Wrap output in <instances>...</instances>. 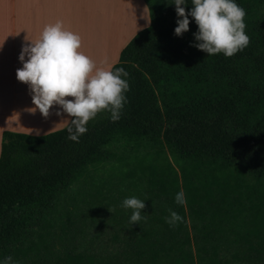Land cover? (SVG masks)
<instances>
[{
    "label": "trees",
    "instance_id": "1",
    "mask_svg": "<svg viewBox=\"0 0 264 264\" xmlns=\"http://www.w3.org/2000/svg\"><path fill=\"white\" fill-rule=\"evenodd\" d=\"M144 1L148 24L110 66L124 68L130 86L118 120L107 111L98 113L78 142L68 138L71 117L65 126L41 135L1 132L0 247L13 242L31 214L41 212L51 195L115 141L132 147L165 145L181 161L203 157L215 163L214 174L236 166L252 180L264 178V0H235L246 10L250 43L232 57L207 55L193 46L198 28L191 16L189 30L176 36L174 0ZM184 7L190 11L191 0ZM217 180L201 202L185 189L188 214L175 203V187L168 201L149 197L150 213L135 224V236L142 237V229L150 234L120 264H252L251 257L259 258L264 253V194L234 204L226 175ZM213 197L221 202L210 208ZM169 209L183 222L170 226ZM189 226L196 230L193 237Z\"/></svg>",
    "mask_w": 264,
    "mask_h": 264
},
{
    "label": "rangeland",
    "instance_id": "2",
    "mask_svg": "<svg viewBox=\"0 0 264 264\" xmlns=\"http://www.w3.org/2000/svg\"><path fill=\"white\" fill-rule=\"evenodd\" d=\"M197 158L181 161L165 145L132 147L115 141L65 188L51 195L41 212L27 218L19 236L0 247V264L8 256L18 264H120V258H130L138 251L139 239L150 234L142 229V237L135 236L138 230L130 224L134 210L123 207L125 198L145 200L144 218L139 221L144 222L150 213L149 197L151 202L158 201L156 197L168 201L175 187L178 192L188 190L201 202L200 196L223 175L234 204L254 202L264 194V178L252 180L236 166L214 174L215 163ZM210 202L214 208L221 200L214 202L213 197ZM182 207L188 214L187 205ZM188 232L191 237L196 235L191 226ZM192 249L196 253L194 246ZM249 253L257 254L250 249ZM263 259L264 253L250 261L263 264Z\"/></svg>",
    "mask_w": 264,
    "mask_h": 264
},
{
    "label": "clouds",
    "instance_id": "3",
    "mask_svg": "<svg viewBox=\"0 0 264 264\" xmlns=\"http://www.w3.org/2000/svg\"><path fill=\"white\" fill-rule=\"evenodd\" d=\"M188 0H174L175 11L179 19L174 29L176 36H182L189 30V16L197 25L194 33L195 46L207 55L223 53L232 57L245 49L250 37L245 33L244 18L246 10L235 0H191L193 7L186 12L184 5ZM81 38L65 30L62 22L57 21L44 27L39 39L22 46L19 61L21 68L16 70V79L28 86L35 110L47 119L50 109L58 106L57 116L71 117L67 132L69 139L75 142L87 132V124L102 111L110 113L112 121L120 118L125 93L130 86L124 68L97 67L94 61L80 51ZM27 57V59H26ZM71 97L72 99H66ZM145 200L136 197L125 198L123 207L133 209L130 224H138L145 208ZM175 203L186 206L183 190L175 195ZM111 212V210H108ZM166 222L175 227L183 222V217L169 209ZM3 264H18L11 256Z\"/></svg>",
    "mask_w": 264,
    "mask_h": 264
},
{
    "label": "crops",
    "instance_id": "4",
    "mask_svg": "<svg viewBox=\"0 0 264 264\" xmlns=\"http://www.w3.org/2000/svg\"><path fill=\"white\" fill-rule=\"evenodd\" d=\"M147 18L144 0H0V134L10 130L41 135L65 126L70 118L55 115L58 106L47 119L39 110L33 113L28 86L16 79L22 46L39 39L45 26L62 22L81 38L80 51L107 69L147 25Z\"/></svg>",
    "mask_w": 264,
    "mask_h": 264
}]
</instances>
